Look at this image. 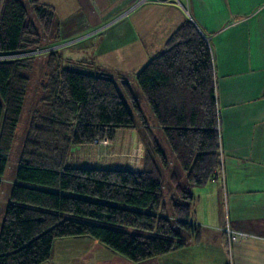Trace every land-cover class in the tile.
I'll return each mask as SVG.
<instances>
[{
	"label": "trees",
	"instance_id": "16d2710c",
	"mask_svg": "<svg viewBox=\"0 0 264 264\" xmlns=\"http://www.w3.org/2000/svg\"><path fill=\"white\" fill-rule=\"evenodd\" d=\"M29 2L38 27L23 0H0V54L34 51L52 33V7ZM33 57L0 60V177L29 93ZM46 57L0 225V264H41L62 237H92L132 262L181 247L184 233L198 231L189 222L190 188L204 185L219 166L205 37L191 20L182 21L164 49L135 74L175 157L173 191L165 188L168 162L157 145L145 147L137 170L67 164L72 146L90 144L95 137L112 140L117 129L134 126V113L140 119L143 115L128 82L63 68L54 50Z\"/></svg>",
	"mask_w": 264,
	"mask_h": 264
},
{
	"label": "crops",
	"instance_id": "0c3cea01",
	"mask_svg": "<svg viewBox=\"0 0 264 264\" xmlns=\"http://www.w3.org/2000/svg\"><path fill=\"white\" fill-rule=\"evenodd\" d=\"M53 4L58 17L54 16L42 51H56L60 66L71 63L75 69L128 82L138 105L140 91L131 79L164 49L182 21L191 20L211 53L223 178L190 188L189 222L198 231L184 233V244L173 251L132 262L92 237H62L54 240L50 257L41 264H222L227 258L226 223L249 234L232 245L234 264H264V0H53ZM53 4L48 5L55 13ZM118 86L123 99L129 100ZM152 122L150 128L143 115L133 127L117 129L106 147L74 145L67 164L137 170L143 165L145 147L157 145L168 162L165 188L173 191L175 157L168 143V154L160 148L155 135L162 130L156 118ZM153 157L159 160L157 151Z\"/></svg>",
	"mask_w": 264,
	"mask_h": 264
},
{
	"label": "rangeland",
	"instance_id": "374dc122",
	"mask_svg": "<svg viewBox=\"0 0 264 264\" xmlns=\"http://www.w3.org/2000/svg\"><path fill=\"white\" fill-rule=\"evenodd\" d=\"M40 1H45L48 4H53V0H40ZM25 6L27 7V9L30 11V19L32 20V22L38 27L37 21L35 19V17L33 16V14L31 13L32 7H31V3L29 2V0H23ZM54 5V4H53ZM54 16L55 18L58 17V10L56 9L55 5H54ZM42 47V46H41ZM40 48L35 49L34 51H29L26 54L23 55H34L33 60H32V68H31V72H30V77H29V84H28V89H29V93L28 96L25 99L24 102V106H23V110L22 113L20 115V121L18 123L17 126V130H16V134L14 137V141L12 144V148L10 150L8 159H7V164L6 167L4 169V172L2 174V176L0 177V225L3 219V214H4V210L5 207L7 206L8 202H10V188L13 184V180L15 179V171H16V167H17V161L19 158V151L22 145V140H23V135L25 132V128H26V123L27 120L29 118V114L30 111L32 109L33 106V102L34 100L37 98V91H38V86H39V81H40V76H41V72L45 69V65H44V60L46 59L47 56V52L46 51H40ZM72 66V68L77 67L76 65H71V63H63L61 67L63 68H70ZM79 69V68H76ZM133 82V83H132ZM131 83L134 84L133 86L138 88V85L135 81V77H133L131 79ZM140 91V90H139ZM126 95V94H125ZM125 99V98H124ZM138 99V97H137ZM127 100V99H125ZM138 101L140 102L139 105L141 107L142 113L145 116L146 122L148 123V126L150 128H152V120L155 121V116L152 112V110L150 109L149 105L147 104L146 100L144 99V97L142 96L141 92H140V97L138 99ZM127 105L130 108V110L132 111V107H131V102H129V100H127ZM134 120L136 121V123L139 121V118L137 116H133ZM120 135L122 134V132H119ZM156 140L157 143L159 144L160 148L164 149L166 151V153L168 154V145L167 142L165 141V138L163 136V134L160 133H156ZM116 139H118V136H115V141ZM110 143V140H109ZM108 146V145H107ZM152 146V145H151ZM106 147V146H105ZM70 159L72 160V155L69 156ZM166 158L169 160L170 157L169 155H166ZM93 167H100V168H117V169H124L123 166L120 165H110L112 167H108L109 165H103V166H99L97 165H92ZM164 172V175H166V172Z\"/></svg>",
	"mask_w": 264,
	"mask_h": 264
},
{
	"label": "built area",
	"instance_id": "2783aa9c",
	"mask_svg": "<svg viewBox=\"0 0 264 264\" xmlns=\"http://www.w3.org/2000/svg\"><path fill=\"white\" fill-rule=\"evenodd\" d=\"M43 49H44V47H41L39 52H42ZM46 50H44V51H46ZM26 53H28V52L3 53V54H0V60L13 59L16 57L24 56L23 54H26ZM217 132L219 135L218 124H217ZM91 143L105 147L109 144V139L107 136L95 137ZM217 155H218V159H219V166L215 170L214 175L211 177V179L214 177L215 178H217V177L223 178L222 153H221L220 145H218ZM224 232H225V249H226L227 258H226V261L223 262L222 264H234L233 258H232V245L235 242H237L238 240L248 236L249 234L245 231H241V230H237V229L232 228L228 223H226V225L224 226Z\"/></svg>",
	"mask_w": 264,
	"mask_h": 264
}]
</instances>
